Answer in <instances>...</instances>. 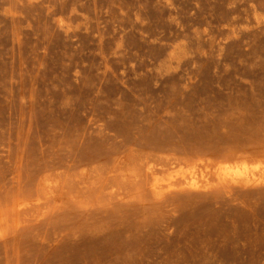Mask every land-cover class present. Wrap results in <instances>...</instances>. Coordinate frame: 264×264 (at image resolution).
I'll list each match as a JSON object with an SVG mask.
<instances>
[{
    "label": "rangeland",
    "instance_id": "374dc122",
    "mask_svg": "<svg viewBox=\"0 0 264 264\" xmlns=\"http://www.w3.org/2000/svg\"><path fill=\"white\" fill-rule=\"evenodd\" d=\"M237 162L264 176V0H0V264H264V183L148 173Z\"/></svg>",
    "mask_w": 264,
    "mask_h": 264
},
{
    "label": "bare ground",
    "instance_id": "6f19581e",
    "mask_svg": "<svg viewBox=\"0 0 264 264\" xmlns=\"http://www.w3.org/2000/svg\"><path fill=\"white\" fill-rule=\"evenodd\" d=\"M193 165V164H192ZM191 165V166H192ZM200 165V164H199ZM198 165V166H199ZM203 166V165H202ZM214 166V165H213ZM202 168V167H201ZM259 168V165L250 166L246 162H237V163H220L217 164L215 167H210V164L207 165V170L201 172L202 182L196 178L195 166L189 168L180 175L178 179L181 184L170 183L165 188L160 187V181L158 178L157 171L154 170L153 167H149V175L151 174L154 176V181L152 183V189L159 195H162L166 191H171L174 188H193V189H201L204 187L209 189L213 186L214 180H211V176L217 179V184H251V183H264V176L256 177L254 175V171ZM185 169V167H184ZM203 169V168H202ZM189 172L188 176L186 173ZM148 173L146 175H148ZM201 183V184H200ZM162 197V196H161ZM25 205L24 202H17L16 208H21ZM9 222V216L7 214L1 213L0 214V228L6 226Z\"/></svg>",
    "mask_w": 264,
    "mask_h": 264
}]
</instances>
